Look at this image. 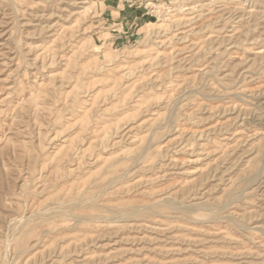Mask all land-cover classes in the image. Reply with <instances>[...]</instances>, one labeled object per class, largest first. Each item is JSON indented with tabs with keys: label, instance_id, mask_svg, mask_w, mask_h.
<instances>
[{
	"label": "rangeland",
	"instance_id": "obj_1",
	"mask_svg": "<svg viewBox=\"0 0 264 264\" xmlns=\"http://www.w3.org/2000/svg\"><path fill=\"white\" fill-rule=\"evenodd\" d=\"M0 264H264V0H0Z\"/></svg>",
	"mask_w": 264,
	"mask_h": 264
}]
</instances>
